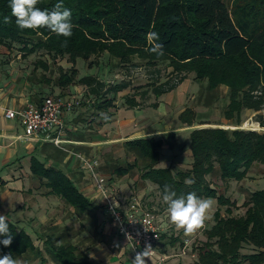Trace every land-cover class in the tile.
I'll list each match as a JSON object with an SVG mask.
<instances>
[{"label": "trees", "instance_id": "16d2710c", "mask_svg": "<svg viewBox=\"0 0 264 264\" xmlns=\"http://www.w3.org/2000/svg\"><path fill=\"white\" fill-rule=\"evenodd\" d=\"M57 2L40 0L37 7L51 11ZM9 3L10 0H0V47L9 53L19 48L23 59L36 52L48 56L52 63L67 59L72 67L59 70L55 86L62 90L77 83L86 86L89 95L96 97L100 112L113 109L117 95L129 84L106 85L90 76L78 80L76 64L78 60L108 54L122 67L137 59L148 68L158 69L165 64L172 69L174 79L152 85L150 92L127 96L125 103L130 109L141 106L140 101L149 94L159 99L173 92L194 74L197 83H207L208 93L228 89L226 120H235L239 125L242 113L252 111L258 114L254 121L264 129V0H233L231 5L223 0H63L64 7L72 12L73 35L67 43L48 29H19L11 17ZM6 15L11 18L8 24L3 23ZM152 31L159 34V43L164 45L162 56L148 51L151 44L147 34ZM39 66L48 69L43 62ZM43 81L52 83L46 78ZM204 105L212 107L210 102ZM196 118L195 111L186 108L178 120L194 127ZM109 122L110 118H105L104 124ZM189 138L192 163L188 169L160 168L164 141L141 139L123 144L136 157L125 168L113 167L112 178L127 176L139 168L136 160L141 161V181L155 187L141 202L158 217L168 214L162 200L165 185L178 197L195 192L200 198L216 202L211 220L188 251L195 257L189 264H264V187L249 194L242 205L244 212L237 215V202L220 194L211 177L218 174L222 184L241 183L257 168L264 180V132L201 128L192 130ZM42 176L69 206L79 209L87 205L63 173L45 170ZM9 227L13 242L9 247L0 244V257L11 253L17 261L34 250V245L26 234ZM177 234L171 242L181 249L184 239ZM46 247L61 264H88L78 260L76 248L71 245L55 247L54 243H46Z\"/></svg>", "mask_w": 264, "mask_h": 264}, {"label": "crops", "instance_id": "0c3cea01", "mask_svg": "<svg viewBox=\"0 0 264 264\" xmlns=\"http://www.w3.org/2000/svg\"><path fill=\"white\" fill-rule=\"evenodd\" d=\"M20 64L0 60V215L7 216L9 225L18 233L26 234L34 245V250L17 259L18 264H61L51 255V248L48 249L46 243H54L55 247L71 245L76 248L78 260L88 264H131V250L127 243L118 237L103 200L79 157L98 160L99 176L106 181L108 189L115 192L123 204H127L133 197L140 199L145 194H151L155 187L142 182L138 176L139 181L148 188L136 189L137 176L131 175L137 172L136 169L121 179H113V169L108 171L105 166L107 167V163L111 164L112 160L116 162L117 157L108 156V153L110 155L114 146L126 142L151 138L160 140L161 135L175 132H159L153 109L144 111L140 109L141 106L130 109L125 102L126 106L121 107L117 104V99L113 109L100 112L96 109V97L89 95L88 88L79 84L85 89V93L81 94V89L72 86L66 90L58 88V92L50 96L70 105V108L65 107L63 111L65 132L61 147L44 142L40 135L27 137L18 120L5 117V110L19 111L32 106L38 107L49 97L44 95L49 89L44 85V78L37 72L36 75H32V72L23 75L18 70ZM69 89L70 92H67ZM84 96L92 100V119H88L85 111L81 110ZM184 110L185 108L178 113L177 118ZM107 117L110 122L104 124ZM96 119L102 121L97 126ZM178 127V131L188 133V155L192 163L189 135L193 128H201L187 127L180 122ZM100 153L103 156H100ZM45 170L66 175L75 184L87 205L75 209L65 203L48 186L49 181L42 176ZM165 217H159L162 234H167L163 238L165 243L162 244L168 243L166 249L174 252L176 247L179 252L177 243L174 245L171 242L172 236L176 232L182 239L186 236L181 232L183 230L175 229L170 219L165 220ZM167 223L171 224L168 226ZM165 252L157 249V254H153L150 261L154 262Z\"/></svg>", "mask_w": 264, "mask_h": 264}, {"label": "rangeland", "instance_id": "374dc122", "mask_svg": "<svg viewBox=\"0 0 264 264\" xmlns=\"http://www.w3.org/2000/svg\"><path fill=\"white\" fill-rule=\"evenodd\" d=\"M223 1L227 5H231V3L233 2V0ZM1 52H3L4 54L0 55V60L13 61L16 64L21 63L18 70L22 72L23 75L27 74L28 72H32V75H36L37 72V74L39 76L42 75L44 79L46 78L48 80H51L52 84L50 85L46 82L44 83V85H47L49 89L48 92L44 94L46 97H52L59 90L54 83L59 76V70L63 69L64 71H66L72 67V64H70L67 59L57 60L56 62L52 63L50 58L46 55H43L42 52L31 54L25 59L21 57L23 53L19 48H15L14 51H11L9 53L4 48L0 47V53ZM39 62H43L44 64H46L48 69L44 70L43 68H41L39 66ZM76 69L78 70V80H81L82 78L87 76H92L100 79L108 85H115L120 83L129 84V88L117 97L116 102L121 107L126 106L124 103L125 97H132L133 95L137 93L139 94L141 92H150V87L152 85L161 84L166 82L170 78H175L171 77L172 69L167 67L165 64H160L158 69H152L145 66L143 62L134 59L130 64L124 65V67H122V65H120L117 60L110 58L108 54H103L98 57H92L89 60L85 61L78 60ZM157 70H159L158 74L155 73ZM43 73L45 74L44 76ZM73 87L81 89V94L82 92L85 93V89L79 84H76ZM207 90V83L205 81L197 83L195 81V75L191 74L188 75L187 80L183 84L178 86L176 90L159 99H155L152 94H149L146 100L140 101L136 96L137 100L141 103V110H154L153 113L160 133H164L167 130H172L175 132V134L178 133L180 135L176 136L177 134L175 135L170 133L160 136L161 140L165 142L164 147L161 151L162 153L159 164L160 168L171 167L172 169H188L191 166V160L188 155V138L186 136L188 133L186 134L187 131H178L179 120L177 118V115L184 108H191L195 111V113L197 114V118L194 127L199 128H226L225 130H235L242 128L246 129L250 128L251 124H254L256 122L254 120L258 114L252 111H244L242 113L239 125L236 124L235 120H226L224 113L227 110V106L229 104L228 89L223 87L213 92L212 94L208 93ZM67 92H70V89ZM205 102H210L212 104V107L209 108L208 105H204ZM82 103L83 105L81 106V110L85 111V116L88 119H92L93 115L90 109V107L92 106V100L87 96H84V101ZM99 122L102 121L96 119V126ZM171 146H173V149L170 150ZM99 155L103 156L102 153H100ZM108 156H111L113 158L117 157L116 162H114L110 157V159L112 160L111 164L107 163V167L105 166L108 171H111L113 167L125 168L128 164H133L136 157L132 153L127 152L124 149L123 145L114 146V149L110 150V155L108 153ZM136 162L138 163L139 168L136 169L137 172L135 171L131 173V175L137 176V180L135 182L136 189H147V185L141 183L138 179V176L140 177L142 162L139 160H136ZM211 177L213 178L212 181L215 182L214 186L218 189L220 194H224L227 198H230L231 200H235L237 202L239 206V210L235 212L237 215H242V213L244 212L242 205L247 200L249 194L264 187V180L262 179L261 172L257 168L253 169L249 173L247 179L241 183L232 182L229 184H222L218 180V174H215ZM212 202L213 207L209 212V220H211L215 210L217 209L216 202ZM164 219L169 220V216H166ZM167 224L169 226L171 223ZM183 238L185 239V237ZM161 239L162 240L158 249L159 251H166L165 253L168 254L178 252V249L176 250V247L174 252L168 250V248L166 249L168 243L162 244L163 242L165 243V240L163 238ZM193 256L194 255L192 254H188L182 257H175L167 261L168 263H166H192L195 260Z\"/></svg>", "mask_w": 264, "mask_h": 264}, {"label": "built area", "instance_id": "2783aa9c", "mask_svg": "<svg viewBox=\"0 0 264 264\" xmlns=\"http://www.w3.org/2000/svg\"><path fill=\"white\" fill-rule=\"evenodd\" d=\"M257 95L260 96L261 94L258 93ZM65 107L70 108V105L48 97L38 107L32 106L19 111L5 110V117L9 120H18L24 127L27 137L40 135L44 142L61 147L65 132L63 122ZM240 130L264 132L258 122L251 124L250 128ZM79 159L83 167L89 172L94 187L103 200L105 210L115 225L118 237L129 246L133 260L136 254L143 252L148 245L151 246V250L148 258H146V264H165L172 258L189 254L188 251L198 234L191 237L186 236L183 240V247L178 253H163L154 262H151L150 258L153 254H157L156 251L159 249L161 242L162 230L159 226V217L153 211L144 208L141 198L133 197L127 204H123L121 198L115 192L109 190L106 181L99 176L97 171L99 161L88 160L81 156ZM193 258L195 257L193 256Z\"/></svg>", "mask_w": 264, "mask_h": 264}, {"label": "clouds", "instance_id": "9594fccd", "mask_svg": "<svg viewBox=\"0 0 264 264\" xmlns=\"http://www.w3.org/2000/svg\"><path fill=\"white\" fill-rule=\"evenodd\" d=\"M38 3L40 0H10L11 17L15 18L17 27L21 30L30 29L33 31L48 29L56 36L65 38L64 42L67 43V39L73 35L71 10L64 7L63 0L55 3L51 11L41 10L37 7ZM10 22L9 16L3 17V23ZM147 39L151 44L148 51L158 56L164 55V45L159 43L158 33L149 32ZM193 182L188 181L187 183ZM162 200L166 205L171 223L177 229L183 230L185 236H195L206 227V222L210 219L209 212L213 207V202L210 199L200 198L195 192L178 197L175 191L165 185ZM13 236L7 216L0 215V237H4L0 240V244L9 247L13 242ZM150 250L151 246H146L143 252L136 254L131 264H146ZM0 264H18V262L9 253L0 257Z\"/></svg>", "mask_w": 264, "mask_h": 264}, {"label": "bare ground", "instance_id": "6f19581e", "mask_svg": "<svg viewBox=\"0 0 264 264\" xmlns=\"http://www.w3.org/2000/svg\"><path fill=\"white\" fill-rule=\"evenodd\" d=\"M228 128H229V126H228ZM231 128V127H230ZM226 129V128H225Z\"/></svg>", "mask_w": 264, "mask_h": 264}]
</instances>
